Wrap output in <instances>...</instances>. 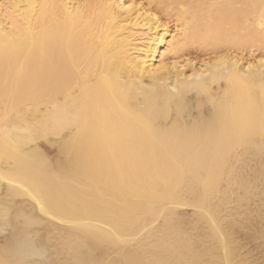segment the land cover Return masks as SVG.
Listing matches in <instances>:
<instances>
[{
  "label": "bare ground",
  "instance_id": "6f19581e",
  "mask_svg": "<svg viewBox=\"0 0 264 264\" xmlns=\"http://www.w3.org/2000/svg\"><path fill=\"white\" fill-rule=\"evenodd\" d=\"M261 61L264 0H0V264H253Z\"/></svg>",
  "mask_w": 264,
  "mask_h": 264
},
{
  "label": "rangeland",
  "instance_id": "374dc122",
  "mask_svg": "<svg viewBox=\"0 0 264 264\" xmlns=\"http://www.w3.org/2000/svg\"><path fill=\"white\" fill-rule=\"evenodd\" d=\"M250 50L254 51L255 56H258V55L261 56L262 53H263V48H262V47H256V46H255L254 48L252 47V49H251V48H248V49L245 48L243 51H244L245 54H247ZM186 56L190 57L191 59H194V60L196 61V63H198V62H200L201 60H205V59H207L208 57H212V56H214V54H212V52H211L210 50H205V49H203V48L198 47L197 45H194L193 47H190V48H189L188 53L186 54ZM249 207H250L251 209H254V205L251 207V203H250V206H249ZM250 208H248V209L250 210ZM188 210H189V211H188ZM185 212H186V213L188 212V215H190V213H191L190 209L185 210ZM252 214H254V213H252ZM252 214H250V216L247 217L248 219H247L246 217H243V216H242L243 218H242V217H241V218H238V220H240V221H237L238 224L233 225V229H234L233 231L236 232L237 235H238V236H237V235H236V236L234 235V238H235V237H236V239H237V238H238V239L240 238L239 240H238V239H237V240L235 239V240H236L237 242L239 241L238 244L240 243V245H242L241 248L244 247L243 250H242L241 248H240V249H241V252H244L243 255H244V256L246 255V258H247V259L251 258L250 260H251V262H252L253 264H258V263H260V262H261L260 264H263V263H264V258H263V257H264V243H263L264 240H262V239H260V238H259V240H257V239H258L257 237H258V235L260 234V233H259V226L256 227L257 229H255V228H254V226H255L254 223L257 222V220H259V219L257 218V216L254 215L255 218H257V220L254 221L255 218H254V217H251V216H253ZM249 217H250V218H253L252 221H249ZM6 219L8 220V218H6ZM6 219L3 218V221H5ZM243 219H244L245 221H244ZM241 220H243V221L245 222V223H244L245 225H246L247 222H248L247 225H248L250 222H252V223L254 222L253 224L250 223V225H254V226H251V227L255 229V230H254L255 233H254V231L252 230V228H251L249 225L247 226V229H245L246 226L242 224L243 222H242ZM247 220H248V221H247ZM1 222H2V218H1V220H0V223H1ZM239 222H242V223H239ZM5 223H6V221H5ZM5 223H3V224L6 225L7 223H6V224H5ZM241 224H242V225H241ZM9 225H10V224H7V225H6L7 229H8V228L10 229V226H9ZM238 225H240V226H238ZM257 225H260V230H261V224H259V223L257 222ZM241 226H242V227L245 226V227H243V228H240V229H242L243 231H242V230L239 231L240 229H239L238 227H241ZM235 228H236V229H235ZM249 229L251 230V232H252V231H253V232H252V233H250V232L247 233ZM235 230H236V231H235ZM250 230H249V231H250ZM257 230H258V232H257ZM244 231H245V233H244ZM246 231H247V232H246ZM5 232H6V231H5ZM5 232L2 233L3 236H4V235H5V236L9 235V230H7L6 233H5ZM234 232H233V233H234ZM256 232H257L258 234H256ZM236 233H235V234H236ZM247 234H249V236H250V234H251V236H250L251 238L254 236V234H256L257 237H256V235H255V237H256V238H254L255 240H254V239L252 240L251 238L247 237V236H248ZM241 236H242V237H241ZM245 237H246V238H245ZM260 240H261V242H259ZM254 242H256V243H254ZM242 243H243V244H242ZM240 245H239V246H240ZM246 245H247V246H246ZM258 245H259V246H258ZM246 247H247V248L249 247L248 250H249V249H250V250L248 251ZM244 250H245V251H244ZM246 251H248L250 254H249V253H245ZM250 251H251V252H250ZM241 252H239V253H241ZM254 253H255L257 256L254 255ZM241 254H242V253H241ZM261 254H262L263 256H262ZM243 255H242V256H243ZM250 255H252L253 257L250 256ZM260 255H261V256H260ZM247 256H248L249 258H248ZM255 256H256V257H255ZM259 256H260V257H259ZM256 258H258V259H256ZM260 258L263 259V260H262L263 262L261 261ZM253 259H255L256 262H255V260H254V262H253ZM257 260H260V261H257ZM248 261H249V260H248Z\"/></svg>",
  "mask_w": 264,
  "mask_h": 264
},
{
  "label": "snow or ice",
  "instance_id": "6c2138e0",
  "mask_svg": "<svg viewBox=\"0 0 264 264\" xmlns=\"http://www.w3.org/2000/svg\"><path fill=\"white\" fill-rule=\"evenodd\" d=\"M261 63H264V61H261Z\"/></svg>",
  "mask_w": 264,
  "mask_h": 264
}]
</instances>
